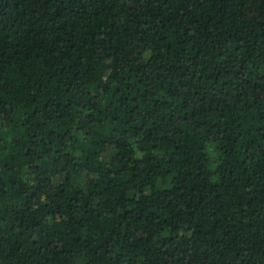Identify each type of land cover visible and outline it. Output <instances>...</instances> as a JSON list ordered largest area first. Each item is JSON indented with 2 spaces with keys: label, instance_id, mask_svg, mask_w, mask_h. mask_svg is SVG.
Returning a JSON list of instances; mask_svg holds the SVG:
<instances>
[{
  "label": "trees",
  "instance_id": "trees-1",
  "mask_svg": "<svg viewBox=\"0 0 264 264\" xmlns=\"http://www.w3.org/2000/svg\"><path fill=\"white\" fill-rule=\"evenodd\" d=\"M0 264H264V0H0Z\"/></svg>",
  "mask_w": 264,
  "mask_h": 264
}]
</instances>
